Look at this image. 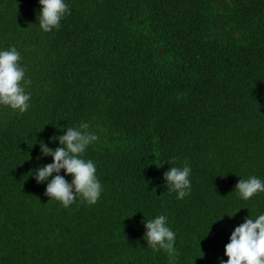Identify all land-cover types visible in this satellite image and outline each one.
<instances>
[{
    "label": "trees",
    "instance_id": "1",
    "mask_svg": "<svg viewBox=\"0 0 264 264\" xmlns=\"http://www.w3.org/2000/svg\"><path fill=\"white\" fill-rule=\"evenodd\" d=\"M218 1L64 0L71 14L45 33L39 0H0V51L31 81L28 111L0 106V264H169L143 238L159 215L176 264L227 261L235 227L264 214V192L235 190L264 181V0ZM82 122L103 191L65 208L33 170L52 162L40 142L55 150ZM185 161L177 199L163 174Z\"/></svg>",
    "mask_w": 264,
    "mask_h": 264
},
{
    "label": "clouds",
    "instance_id": "2",
    "mask_svg": "<svg viewBox=\"0 0 264 264\" xmlns=\"http://www.w3.org/2000/svg\"><path fill=\"white\" fill-rule=\"evenodd\" d=\"M39 4L41 8L38 23L45 33L53 29L59 30L60 21L71 14L70 7L64 0H39ZM20 60L21 54L14 47L0 51V106L23 114L30 107L31 97L25 88L31 81L26 79V69L21 66ZM88 129L89 124L82 122L78 128L67 127L63 135L51 137L50 140H58L60 144L55 150L43 142L39 144L41 155L51 156L52 162L33 170L34 178L38 184L48 181L45 195L60 202L65 208L73 204L77 197L89 206L95 205L103 191L96 176L94 162L83 158L87 148L99 139ZM62 169L65 175L72 176L71 183L59 174ZM54 173L56 175L53 176ZM190 175L191 167L186 161L183 167H170L163 174L167 191L176 192L177 199L190 195ZM49 177H52L50 181ZM235 190L243 200H248L255 194L264 192V181L255 176L247 180L239 179ZM144 227L146 232L143 238L147 241V246L154 252L163 250L168 255L169 264H176V233L169 228L167 217L159 215L144 222ZM224 254L227 261H221V264H264V214L254 220L248 217L235 227L229 243L225 245Z\"/></svg>",
    "mask_w": 264,
    "mask_h": 264
},
{
    "label": "water",
    "instance_id": "3",
    "mask_svg": "<svg viewBox=\"0 0 264 264\" xmlns=\"http://www.w3.org/2000/svg\"><path fill=\"white\" fill-rule=\"evenodd\" d=\"M221 1V0H220ZM220 1H218V3L216 4V9H217V11H219L220 10ZM221 25V23H218V26H220ZM235 37H238V34L236 33L235 34Z\"/></svg>",
    "mask_w": 264,
    "mask_h": 264
}]
</instances>
